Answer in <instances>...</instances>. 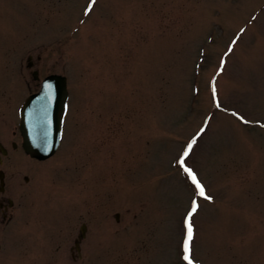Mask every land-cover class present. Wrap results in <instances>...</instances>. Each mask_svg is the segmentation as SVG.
I'll return each instance as SVG.
<instances>
[{
	"label": "rangeland",
	"instance_id": "obj_1",
	"mask_svg": "<svg viewBox=\"0 0 264 264\" xmlns=\"http://www.w3.org/2000/svg\"><path fill=\"white\" fill-rule=\"evenodd\" d=\"M33 69L69 91L45 160L18 132ZM0 142V264H264V0H0Z\"/></svg>",
	"mask_w": 264,
	"mask_h": 264
},
{
	"label": "water",
	"instance_id": "obj_2",
	"mask_svg": "<svg viewBox=\"0 0 264 264\" xmlns=\"http://www.w3.org/2000/svg\"><path fill=\"white\" fill-rule=\"evenodd\" d=\"M67 96L66 76L53 73L44 77L40 89L25 99L20 109L19 130L26 154L37 159L54 154L61 137ZM0 148L4 153L1 145ZM0 183H3L1 170Z\"/></svg>",
	"mask_w": 264,
	"mask_h": 264
},
{
	"label": "flooded vegetation",
	"instance_id": "obj_3",
	"mask_svg": "<svg viewBox=\"0 0 264 264\" xmlns=\"http://www.w3.org/2000/svg\"><path fill=\"white\" fill-rule=\"evenodd\" d=\"M26 66L28 68H31V69L34 67V62H33L32 58H31V56H28ZM30 74H31L32 79L34 81L35 88L32 89L28 93V95L30 93H32V92H34V91L39 89L41 80L46 76L45 75V76H43L40 79L39 71L37 69H33L30 72ZM48 74H50V73H48ZM67 88H68V85H67ZM29 89H31V88H29ZM68 93H69V91H68ZM68 108H69V97H68V100H67V110H66L65 115L63 117L62 134H63V130L66 127V124H67L66 123V116H67V113H68ZM18 113H19V110H18ZM18 132H19V130H18ZM19 135H20V133H19ZM60 143H61V140H60ZM0 145H1L2 149L4 150V153H2V150L0 148V161H1L2 160V155L6 154L7 149L2 145L1 142H0ZM11 146L13 148H15L16 147V143L14 141L11 142ZM1 171L3 172V170H1ZM24 180L27 181L28 177L24 176ZM14 206H15V198L11 197L10 194L8 193V191H7V187H6V184H5V181H4V172H3V183H0V225L1 226L6 225L12 219ZM85 231H86V225H85V223H82V225H81V227L79 229V233L77 234L76 238L74 239V246H73V248H71L72 251L76 250V252L78 253V251L80 249L79 248V244H80V242L82 241V239L85 236ZM72 257H75V255L72 254Z\"/></svg>",
	"mask_w": 264,
	"mask_h": 264
},
{
	"label": "snow or ice",
	"instance_id": "obj_4",
	"mask_svg": "<svg viewBox=\"0 0 264 264\" xmlns=\"http://www.w3.org/2000/svg\"><path fill=\"white\" fill-rule=\"evenodd\" d=\"M230 51H231V49H230ZM49 87H51V86H49ZM49 99H50V97H49ZM194 143H195V140H193L192 143H190L188 145V150H190L192 148V144H194ZM188 150H186L184 152V156L188 155ZM180 163H181V165L184 164L183 157L181 158ZM185 171L189 174V176L192 179V181L196 184V187L198 189V195H200L201 197H205V198L210 200L211 197L210 196H206L204 186L197 180V177H196L195 173L189 168H185ZM196 210H197V204H196L195 201H193L192 210L188 214L189 215V220H190L192 214L194 212H196ZM189 220H186L187 236H186V239L184 241V252H185L184 259L185 260H189L190 242L193 239V229H192V225L189 222Z\"/></svg>",
	"mask_w": 264,
	"mask_h": 264
}]
</instances>
